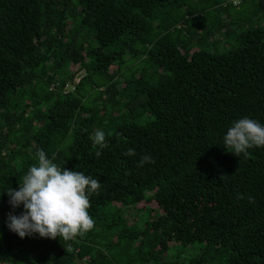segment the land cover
Listing matches in <instances>:
<instances>
[{"label": "trees", "instance_id": "obj_1", "mask_svg": "<svg viewBox=\"0 0 264 264\" xmlns=\"http://www.w3.org/2000/svg\"><path fill=\"white\" fill-rule=\"evenodd\" d=\"M248 1L264 15V0H0V264H264V148L223 144L240 118L264 124V24L237 32ZM40 149L101 182L85 236L8 229L23 208L5 191Z\"/></svg>", "mask_w": 264, "mask_h": 264}, {"label": "clouds", "instance_id": "obj_2", "mask_svg": "<svg viewBox=\"0 0 264 264\" xmlns=\"http://www.w3.org/2000/svg\"><path fill=\"white\" fill-rule=\"evenodd\" d=\"M92 138L96 145H105L104 131H95ZM223 144L237 157L247 155L252 148H264V124L249 117L240 118L223 136ZM124 155L134 156L135 150L130 148ZM36 157L38 163L29 168L19 190L5 191L13 210L23 208L19 215L8 214V229L20 238L38 234L41 238L72 241L85 236L95 227L89 209L91 197L99 194L101 182L82 171L57 165L42 149ZM154 162L150 155H145L138 166Z\"/></svg>", "mask_w": 264, "mask_h": 264}, {"label": "rangeland", "instance_id": "obj_3", "mask_svg": "<svg viewBox=\"0 0 264 264\" xmlns=\"http://www.w3.org/2000/svg\"><path fill=\"white\" fill-rule=\"evenodd\" d=\"M237 10L246 12V16H248V14H250V16H252V13L254 11H255V13L256 12L258 13V15L255 18H253L252 21L246 22V26L241 27V28H237V32L238 33H240L241 31H243V30H245V29H247L249 27L257 26V25H263L264 24V18H263L264 15H263V13L260 12V11L258 12V8L256 7V5L254 3L252 4L251 1L246 2L242 6H237ZM249 12H252V13H249ZM228 44H227V42H225L220 47V51H227L231 47L235 46L236 40H231V42L230 43L228 42ZM145 66H148L150 69H152L151 66L147 65L146 61L143 60V59L138 60L131 67H132V70H139V69H143ZM128 74H130V73H128ZM81 77L82 76H78L77 81H80ZM95 78L98 79V76H95ZM91 87H92V84H88L86 88L88 89V88H91ZM98 92L99 91H94L93 94L96 95ZM135 213H136V211H134V210H131L129 212V214L127 215L129 217V220H133V221L136 220V217L133 216V214L136 215ZM136 216H138V214ZM201 248H203L202 244H196L194 246H190L189 248L188 247L185 248V247L179 246V247H175L173 249V252L177 253V252L181 251L182 252V255L180 256L181 258H190V257L194 256L195 254L200 253L201 252ZM105 250L109 254L113 253V251H110V249H105ZM116 250H118V248H116Z\"/></svg>", "mask_w": 264, "mask_h": 264}, {"label": "built area", "instance_id": "obj_4", "mask_svg": "<svg viewBox=\"0 0 264 264\" xmlns=\"http://www.w3.org/2000/svg\"><path fill=\"white\" fill-rule=\"evenodd\" d=\"M15 215V213H13Z\"/></svg>", "mask_w": 264, "mask_h": 264}]
</instances>
